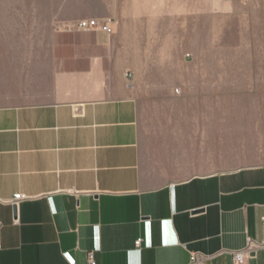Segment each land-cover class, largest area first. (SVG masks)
Instances as JSON below:
<instances>
[{"label":"crops","instance_id":"1","mask_svg":"<svg viewBox=\"0 0 264 264\" xmlns=\"http://www.w3.org/2000/svg\"><path fill=\"white\" fill-rule=\"evenodd\" d=\"M181 12L0 0V264H234L264 243V2L196 3L190 59Z\"/></svg>","mask_w":264,"mask_h":264},{"label":"rangeland","instance_id":"2","mask_svg":"<svg viewBox=\"0 0 264 264\" xmlns=\"http://www.w3.org/2000/svg\"><path fill=\"white\" fill-rule=\"evenodd\" d=\"M201 0H182V49L183 52H186L187 57L190 59L191 57H193V55L195 54L194 51L196 50H201L200 48V44L196 43V35H202V33H200V30L202 31L203 29H209L210 30V24H211V20L210 18H204L203 20H197V24H196V20L194 17V11H195V4L200 2ZM204 2L208 1V3H214L215 1L219 4H222L224 2H231V1H239V2H243V3H250L253 2L255 4V2H264V0H203ZM208 13H210L208 11ZM217 13V12H215ZM219 13V12H218ZM203 14H205L203 12ZM215 24H218L217 22V18H215ZM197 25V26H195ZM218 26V25H215ZM204 34V33H203ZM200 37V36H199ZM204 37V36H203ZM260 43L259 46L261 47V50L264 48V36H260ZM264 50V49H263ZM249 52V51H248ZM246 52V53H248ZM255 62L259 65V66H264V58H259L256 59Z\"/></svg>","mask_w":264,"mask_h":264},{"label":"built area","instance_id":"3","mask_svg":"<svg viewBox=\"0 0 264 264\" xmlns=\"http://www.w3.org/2000/svg\"><path fill=\"white\" fill-rule=\"evenodd\" d=\"M77 27L81 30H100L106 33H111L112 29L110 27V21L106 20L103 22H100L99 20L95 18L87 19V20H80L77 24ZM24 195L22 194H16L13 196L12 200L8 203L11 204H16L17 201L23 200ZM141 244V238H138L135 241V246H140ZM246 246L237 251H232L233 255V263L234 264H242L243 261L246 259L249 254H251L255 249L264 246V243L258 244L254 243L251 240L248 239ZM88 263L87 264H95L94 259H93V254L92 252L88 253ZM199 256L195 252H191L189 260V264H200Z\"/></svg>","mask_w":264,"mask_h":264},{"label":"water","instance_id":"4","mask_svg":"<svg viewBox=\"0 0 264 264\" xmlns=\"http://www.w3.org/2000/svg\"><path fill=\"white\" fill-rule=\"evenodd\" d=\"M197 211H200V210H193V212H197ZM15 214V213H14Z\"/></svg>","mask_w":264,"mask_h":264}]
</instances>
